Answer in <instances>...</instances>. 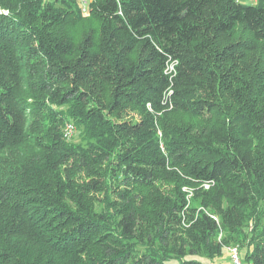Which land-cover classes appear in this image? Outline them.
I'll return each mask as SVG.
<instances>
[{
	"label": "trees",
	"instance_id": "obj_1",
	"mask_svg": "<svg viewBox=\"0 0 264 264\" xmlns=\"http://www.w3.org/2000/svg\"><path fill=\"white\" fill-rule=\"evenodd\" d=\"M84 8L96 26L77 49L64 28ZM0 9V152L24 157L0 185V264H203L198 249L221 251L224 204L230 219L254 203L263 213L264 143L254 136L264 140V73L225 38L242 27L264 43V0H0ZM31 60L43 73L27 94ZM47 101L71 111L48 112ZM37 105L47 124L32 119ZM147 106L153 116L129 118ZM172 113L210 124L174 126ZM70 118L86 145L64 137ZM169 178L175 201L136 196ZM188 185L209 187L214 213L185 230L177 215ZM245 237V247L223 244L264 264V233Z\"/></svg>",
	"mask_w": 264,
	"mask_h": 264
},
{
	"label": "rangeland",
	"instance_id": "obj_2",
	"mask_svg": "<svg viewBox=\"0 0 264 264\" xmlns=\"http://www.w3.org/2000/svg\"><path fill=\"white\" fill-rule=\"evenodd\" d=\"M247 4H251L252 0H245ZM59 7V6H58ZM83 7V6H82ZM4 12L2 9H0V13ZM76 15H70L68 17V22L66 27L64 28L65 35L70 39V41L73 43L75 48L78 49L79 44L81 43V40L88 34L92 33L95 29V21L91 18V16L87 12L80 13L78 9H76L75 12ZM251 34L245 32L242 27H238L235 32L230 34L228 37L225 38L226 42L233 43L237 45L239 48L238 53L242 56V59L244 61V64L251 70H254L255 68L260 69L262 73H264V43H254L252 40ZM34 60H31L27 66H25L27 75H26V81H20L21 87L20 89L25 91L27 94H31L34 92V90L37 88L38 85L35 79V74L37 73H43V69L40 68V65L36 62H33ZM33 67V70H32ZM31 68V70H30ZM264 88V86H262ZM102 89L105 90V87H102ZM264 94V90H263ZM28 97V96H27ZM31 101V98H27ZM46 104H48V107L46 110L49 112L51 110H58L65 111L68 113L71 111L70 106H66L63 108H59L57 105L50 104V101H47ZM35 108V110H30V112H34L32 115V119H35L39 124V120H42L43 123L47 124L46 115L47 111H43L40 109V106H32ZM131 112V111H130ZM152 115V110L149 106L145 109H136L131 112L129 118H133L134 122L142 119V116L146 115ZM171 125L174 126H190L193 129H200L203 130L207 128L210 124V118L208 117H194L192 115H185V114H178V113H172L170 115ZM68 123H72L75 126V131L73 135L71 136V141H78L81 142L82 145H86L85 140L80 135L79 128L74 120L71 118L67 120V122L64 125L63 131L65 130ZM169 123V122H168ZM150 130L155 131L151 128ZM156 131L158 135V139L160 142V147L162 150L165 149V141L163 138V132L160 127L159 122H156ZM263 132H257L255 134V145L257 147H261L264 143V140L262 139ZM260 136V138H259ZM20 148H10L7 151H1L0 152V185H4L11 181L14 177L15 171L21 167V164L24 161V157L20 154ZM175 179V177L173 176ZM178 181V183H184L180 180L175 179ZM189 186V185H188ZM174 191V183L171 182L170 178L168 180H163L160 182L158 187L152 191H141L138 189L136 196L141 197L143 199H146V205H149L150 202L153 206H156L159 201L163 199L165 196L171 199L172 201H175V196L172 194ZM207 188H201L200 186H189V188H184L183 192L185 193V200H186V208L183 212L178 213L177 219H179V225L185 229L190 230V227H193L195 223L197 222L199 213L203 210L207 213H214L212 210L206 208L207 204V196L204 192H207ZM140 199V198H139ZM259 205V204H258ZM223 215L226 216V221L228 225V229H220L218 238L216 239V244H214V247H221V251L216 255H210L207 253V251H204L202 248L198 249L196 246H190L195 249L199 250V254L197 256V259L200 260L203 264H231L230 262V255L227 251V247L230 245H225L223 243L230 242L237 244L239 246L245 247L247 243H249V239H246L245 236L250 234H255L254 238H258L260 235L264 233V229H262L260 226L263 224V221L260 220V216H264V209L262 213V207L263 205L257 206V203H254L251 207L244 208L242 210L236 211L232 219L228 216V213L231 211V209H228L227 205L224 204L223 206ZM202 211V212H203ZM240 213L243 214V217L240 216ZM251 215H257V222H249V217ZM246 216V217H244ZM216 217L220 220L221 216L216 215ZM259 217V218H258ZM264 220V219H263ZM223 228V227H222ZM192 234H195L196 232H191ZM193 242H189V245H192ZM245 250V248H243ZM242 256L245 255V252L242 251Z\"/></svg>",
	"mask_w": 264,
	"mask_h": 264
},
{
	"label": "built area",
	"instance_id": "obj_3",
	"mask_svg": "<svg viewBox=\"0 0 264 264\" xmlns=\"http://www.w3.org/2000/svg\"><path fill=\"white\" fill-rule=\"evenodd\" d=\"M44 2H52L53 0H43ZM86 2H84L85 4ZM84 12H87L84 8ZM75 131V126L72 123H68L65 129L64 137L66 139H70ZM205 188H209L206 186ZM227 251L230 255V262L231 264H254L252 262H245L241 255V250L239 246H228Z\"/></svg>",
	"mask_w": 264,
	"mask_h": 264
}]
</instances>
